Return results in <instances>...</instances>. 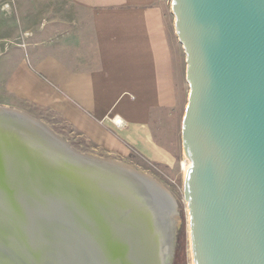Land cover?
<instances>
[{
  "label": "crops",
  "instance_id": "0c3cea01",
  "mask_svg": "<svg viewBox=\"0 0 264 264\" xmlns=\"http://www.w3.org/2000/svg\"><path fill=\"white\" fill-rule=\"evenodd\" d=\"M4 1L0 88L11 102L55 112L113 154L129 144L153 161L173 156L166 138L187 79L163 0Z\"/></svg>",
  "mask_w": 264,
  "mask_h": 264
},
{
  "label": "water",
  "instance_id": "95a60500",
  "mask_svg": "<svg viewBox=\"0 0 264 264\" xmlns=\"http://www.w3.org/2000/svg\"><path fill=\"white\" fill-rule=\"evenodd\" d=\"M172 11L189 84L181 125L193 263L264 264V0H172ZM23 185L16 190L28 192ZM146 208L158 258L169 252L168 214ZM23 242L12 243L21 257ZM135 244L120 258L130 263L146 254Z\"/></svg>",
  "mask_w": 264,
  "mask_h": 264
},
{
  "label": "bare ground",
  "instance_id": "6f19581e",
  "mask_svg": "<svg viewBox=\"0 0 264 264\" xmlns=\"http://www.w3.org/2000/svg\"><path fill=\"white\" fill-rule=\"evenodd\" d=\"M10 112L0 114V264H167L170 251L158 258L151 251L155 230L146 206L167 210L171 244L170 194L150 177L82 155L29 115ZM17 182L30 190L18 192ZM16 237L27 245L25 257L12 248ZM137 242L145 255L130 263L120 258Z\"/></svg>",
  "mask_w": 264,
  "mask_h": 264
},
{
  "label": "rangeland",
  "instance_id": "374dc122",
  "mask_svg": "<svg viewBox=\"0 0 264 264\" xmlns=\"http://www.w3.org/2000/svg\"><path fill=\"white\" fill-rule=\"evenodd\" d=\"M166 5L167 23L170 32L174 27L175 16L172 13V0H163ZM3 45L10 42H1ZM23 43V41L21 42ZM181 65L186 77V54L184 48L180 51ZM6 90L0 88V108L9 110H18L29 115L33 121L39 122L47 127L52 133L63 140L70 148L76 152L97 159H104L109 162L126 165L133 169L135 173L145 177H150L152 181L160 185L172 199L173 227L172 243L169 247V256L166 259L167 264H194L191 250L190 232H189V213L187 200L185 196L184 174L182 163L185 157V150L182 139V121L185 113V107L188 100L189 84L185 82L184 88L180 94L179 104L176 112L175 128L171 132V137H165L168 148L173 153L170 159L166 161H153L148 159L143 153H140L133 145L126 144L130 152L120 155L101 148L94 140L80 135L74 130L73 126L63 117L53 111L45 110L40 106L31 104H14L9 100V94ZM14 104V105H13ZM173 134V136H172ZM149 178V179H150ZM171 201V200H170Z\"/></svg>",
  "mask_w": 264,
  "mask_h": 264
},
{
  "label": "built area",
  "instance_id": "2783aa9c",
  "mask_svg": "<svg viewBox=\"0 0 264 264\" xmlns=\"http://www.w3.org/2000/svg\"><path fill=\"white\" fill-rule=\"evenodd\" d=\"M9 8V3L4 0H0V10L7 11Z\"/></svg>",
  "mask_w": 264,
  "mask_h": 264
}]
</instances>
